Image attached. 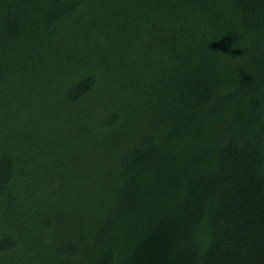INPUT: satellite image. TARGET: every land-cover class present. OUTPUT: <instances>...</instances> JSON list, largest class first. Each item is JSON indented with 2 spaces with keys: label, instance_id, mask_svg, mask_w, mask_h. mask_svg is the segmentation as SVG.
<instances>
[{
  "label": "trees",
  "instance_id": "obj_1",
  "mask_svg": "<svg viewBox=\"0 0 264 264\" xmlns=\"http://www.w3.org/2000/svg\"><path fill=\"white\" fill-rule=\"evenodd\" d=\"M0 264H264V0H0Z\"/></svg>",
  "mask_w": 264,
  "mask_h": 264
}]
</instances>
